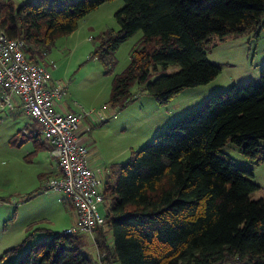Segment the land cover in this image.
<instances>
[{
	"label": "trees",
	"instance_id": "trees-1",
	"mask_svg": "<svg viewBox=\"0 0 264 264\" xmlns=\"http://www.w3.org/2000/svg\"><path fill=\"white\" fill-rule=\"evenodd\" d=\"M108 1L0 0V27L25 41L31 60L45 62L58 37ZM124 2L115 13L119 28L103 31L92 53L112 67L119 46L143 31L129 65L114 77L110 104L120 109L138 97L131 90L136 82L139 93L160 103L209 83L222 71L208 58L214 37L259 35L264 26V0ZM172 64L179 70L151 79ZM183 115L128 160L111 164L104 187L107 229L97 228L90 238L95 256L84 250L82 233L62 232L31 244L15 264H264V197L253 196L262 186L223 150L234 142L255 164L264 162V67L260 84L217 90ZM29 137L37 149L47 143L40 131Z\"/></svg>",
	"mask_w": 264,
	"mask_h": 264
},
{
	"label": "rangeland",
	"instance_id": "rangeland-1",
	"mask_svg": "<svg viewBox=\"0 0 264 264\" xmlns=\"http://www.w3.org/2000/svg\"><path fill=\"white\" fill-rule=\"evenodd\" d=\"M13 1L18 5L24 0ZM124 3V0H111L88 13L80 20L75 31L57 38L45 58L48 64L56 63V67H51L52 71L56 70L55 74L68 85L66 98L81 103L86 109L102 108L101 110L108 116L112 112L113 117L109 116L100 127H104L100 132V147L108 156L114 151L125 150L116 162L128 160L134 150L150 141L159 131L157 130L159 124H164L162 128H165L167 120L173 122L186 112L197 110L202 102L207 101L217 90H226L233 84L247 82L260 84V74L264 67V26L259 35L254 31H248L238 36L228 35L222 40L215 36L214 44L208 48L207 53L209 60L220 65L222 71L212 81L185 88L166 103L158 102L145 92L139 93L141 85L136 82L131 90L138 93L139 98L122 109L115 107L113 110L110 96L114 77L129 65L131 53L141 41L143 31L138 30L119 46L115 53L116 63L112 67L94 57L92 53L101 41L99 35L103 30L119 28L115 13ZM179 68L180 66L176 64L170 65L167 69L160 67L151 79L162 73H173ZM12 101L16 105L15 109H10L8 105L0 102V196L6 194L7 197V199L0 197V255L13 246L20 244L23 246L17 252L4 256L1 260L5 261V264L20 250L26 249V252L31 243L62 233L65 228H71L76 216L73 206L66 207L69 205L66 199L58 200L62 192L44 190L46 178L39 184L41 172L44 170L39 157L43 158V154L40 148L37 149L33 138L29 137V134H34V130H38V127L36 125L32 129L30 126L34 120L24 106L19 104V98L13 96ZM97 102H100L99 105H93ZM104 103L106 108L101 107ZM97 119L102 120L100 117ZM28 123L30 127L26 128ZM223 150L232 156L239 166L253 172L256 182L262 186L253 192V196L264 197V162L255 164L234 142H228ZM37 152L39 157L36 156ZM109 160L108 157L103 158L101 165L110 167L113 161ZM39 186L42 187L37 189ZM38 191L44 192L38 194ZM33 192L34 195L31 194ZM107 208L108 201L100 206L101 213L107 214ZM28 218L34 222L28 224ZM27 225L32 227L29 231ZM47 228H50L51 233L46 230ZM102 228L107 229V225ZM95 231L88 237L95 239ZM29 233L34 236L28 238ZM83 237L87 239L86 234ZM84 250L93 256L97 253L90 243L84 246Z\"/></svg>",
	"mask_w": 264,
	"mask_h": 264
},
{
	"label": "built area",
	"instance_id": "built-area-1",
	"mask_svg": "<svg viewBox=\"0 0 264 264\" xmlns=\"http://www.w3.org/2000/svg\"><path fill=\"white\" fill-rule=\"evenodd\" d=\"M51 67L56 63L31 60L25 52V41L10 37L0 27V102L14 109L12 97H18L37 123L39 130L34 134L40 131L52 146L60 175L47 177L44 190L62 192L66 197L62 200L66 199L78 215L77 224L65 232L93 234L107 225L100 206L108 201L104 195L106 178L92 167L89 147L81 138V122L94 110L78 102V110L60 109L59 100L67 94V85L54 78ZM98 117L107 120L101 111Z\"/></svg>",
	"mask_w": 264,
	"mask_h": 264
},
{
	"label": "crops",
	"instance_id": "crops-1",
	"mask_svg": "<svg viewBox=\"0 0 264 264\" xmlns=\"http://www.w3.org/2000/svg\"><path fill=\"white\" fill-rule=\"evenodd\" d=\"M106 30V29H105ZM104 31V30H103ZM56 70L53 71V76L55 79H58V80H61L62 81V78L58 77L56 74ZM206 86H209V85H206ZM142 88V86H141ZM67 89H68V85H67ZM214 92L216 91L215 88L213 90ZM68 92V91H67ZM211 93V92H210ZM213 93V92H212ZM209 95V93L205 96V98H207V96ZM66 96V95H65ZM63 97L61 100H59V108L62 109V110H78V106L76 104L77 101H70V99L66 98V97ZM139 98V97H138ZM204 98V99H205ZM203 101V100H202ZM20 102V101H19ZM138 102V99L137 101ZM100 102H97V103H93V105H99ZM203 103V102H202ZM19 104H22L21 102ZM15 105V104H14ZM106 103H104L101 107H104L106 108L107 106H105ZM16 106V105H15ZM23 106V104H22ZM110 106V105H109ZM16 107H14L15 109ZM102 109V108H101ZM101 109H94V112L92 113V116H86L82 122H81V138L83 139V141L88 145L89 147V159H90V163L92 165L93 168L97 169L100 174L102 176H104L106 178V175L107 173L110 171V167H107V166H103L101 165L102 161H103V158L105 157H108V159H110L109 161H113L112 163H118V161L116 162L117 158L123 153L125 152V150L123 152H117V151H114L111 155L109 154V156L102 151L101 147H100V141H101V136H100V132L101 130L104 128H100L102 124H104V122H106L108 119H109V116H112V112H110V115L108 116V114H105ZM111 109L115 110V107H111ZM187 109V108H186ZM188 109H191V108H188ZM98 111H101L106 117H107V120H104V121H98L97 120V116H98ZM180 111H184V110H180ZM193 111V110H191ZM189 112V111H188ZM113 117V116H112ZM172 122L167 120V125L168 123ZM29 124V123H28ZM164 127V124H159L157 126V130L161 131L165 128H162ZM158 132V131H157ZM156 132V133H157ZM24 140L22 139L21 142H23ZM19 142V143H21ZM52 146L50 144H48V142L44 144V146H40V149L43 154V158L39 157V152H37L36 156L38 155L41 163L44 165L42 168H44V170L41 172V179L39 181V184L42 183L45 178L49 177V176H54V175H60V167H59V164L54 156V154L52 153V150H51ZM46 150V151H44ZM47 152V153H46ZM35 157V156H34ZM43 180V181H42ZM42 186H39V188L37 189H40ZM44 191H38L37 193H42ZM32 195H34L35 193H31ZM30 194V195H31ZM6 194H4L3 196H0V197H3V198H6L7 197L5 196ZM59 201H62L60 200V197L58 198ZM64 201V200H63ZM69 205H66V207H72V205L70 203H68ZM74 208V207H73ZM75 209V208H74ZM76 211V210H75ZM27 223H31L33 220H31L30 218L27 219ZM54 220H51V222H53ZM34 222V221H33ZM32 222V223H33ZM78 222V215H77V212H76V216H75V222L73 223L72 226L76 225ZM31 223V224H32ZM30 224V225H31ZM71 226V227H72ZM34 227H38V226H34ZM32 228L31 226L29 227L27 225V231H29V229ZM50 229V228H49ZM67 228H65L63 230V232H65ZM82 234H86L87 236V239L86 240H89L87 241V243H90V244H93L91 241H90V236L88 237L89 234L85 233V232H82ZM32 244V243H31ZM30 244V245H31ZM14 247V246H13ZM95 249V247H94ZM26 250V249H25ZM25 250H20L18 253H16V255H13L12 258L10 259V261H8V263L6 264H15L16 261L19 259V257H21ZM95 252H96V249H95ZM1 259H4L3 257V254L1 253L0 255V262L1 264H5L3 260Z\"/></svg>",
	"mask_w": 264,
	"mask_h": 264
}]
</instances>
